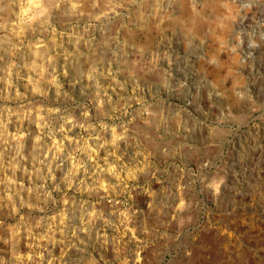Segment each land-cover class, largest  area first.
<instances>
[{
    "label": "clouds",
    "instance_id": "1",
    "mask_svg": "<svg viewBox=\"0 0 264 264\" xmlns=\"http://www.w3.org/2000/svg\"><path fill=\"white\" fill-rule=\"evenodd\" d=\"M241 202L264 215V0H0V264H190Z\"/></svg>",
    "mask_w": 264,
    "mask_h": 264
},
{
    "label": "rangeland",
    "instance_id": "2",
    "mask_svg": "<svg viewBox=\"0 0 264 264\" xmlns=\"http://www.w3.org/2000/svg\"><path fill=\"white\" fill-rule=\"evenodd\" d=\"M218 214L219 212L213 208L209 218L217 220ZM194 235L195 239L189 237L188 240L189 246L193 249L190 264H233V261L240 264L249 255L248 247L252 238L259 239L264 236V215L255 211L253 218L247 219L246 223L241 219L236 232L229 230L224 233L213 228L203 229L201 225Z\"/></svg>",
    "mask_w": 264,
    "mask_h": 264
},
{
    "label": "built area",
    "instance_id": "3",
    "mask_svg": "<svg viewBox=\"0 0 264 264\" xmlns=\"http://www.w3.org/2000/svg\"><path fill=\"white\" fill-rule=\"evenodd\" d=\"M217 135L220 138H223L224 136L229 135V133L226 130L223 129H218L217 130ZM226 154V152H225ZM224 171L226 172L227 169L225 168ZM221 207H224V205H221ZM219 212V217L217 216V220H201V225H203V229H216L220 230L224 233L229 230H233V232H236L240 225L241 219L246 220L251 219L254 216L255 210L248 209L244 203H239L238 208L236 209L235 212L232 213L231 216L226 215L223 211H218Z\"/></svg>",
    "mask_w": 264,
    "mask_h": 264
}]
</instances>
